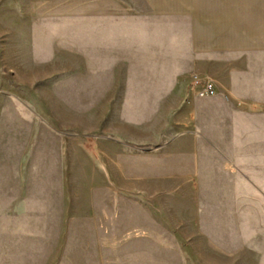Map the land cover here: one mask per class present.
Listing matches in <instances>:
<instances>
[{"label":"crops","instance_id":"0c3cea01","mask_svg":"<svg viewBox=\"0 0 264 264\" xmlns=\"http://www.w3.org/2000/svg\"><path fill=\"white\" fill-rule=\"evenodd\" d=\"M23 5L26 16L0 35L13 97L38 104L41 89L48 104L96 105L97 160L111 177L141 162L142 184L173 185L192 207L217 202L208 208L222 232L264 233V0ZM193 76L214 94L198 96Z\"/></svg>","mask_w":264,"mask_h":264},{"label":"rangeland","instance_id":"374dc122","mask_svg":"<svg viewBox=\"0 0 264 264\" xmlns=\"http://www.w3.org/2000/svg\"><path fill=\"white\" fill-rule=\"evenodd\" d=\"M25 16L23 0H0V35ZM6 74L13 77L0 72V264H261L264 233L245 241L222 232V215L208 208L217 202L192 207L173 185L142 184L141 162L127 178L102 169L95 144L105 122L96 105L48 104L41 89L38 104H21Z\"/></svg>","mask_w":264,"mask_h":264},{"label":"built area","instance_id":"2783aa9c","mask_svg":"<svg viewBox=\"0 0 264 264\" xmlns=\"http://www.w3.org/2000/svg\"><path fill=\"white\" fill-rule=\"evenodd\" d=\"M191 85L196 87V94L198 96H209L214 94L215 88L213 83L208 80H202L198 76H193L191 80Z\"/></svg>","mask_w":264,"mask_h":264}]
</instances>
